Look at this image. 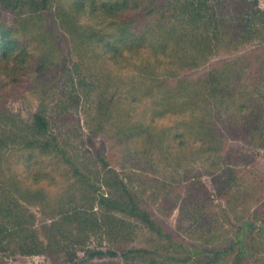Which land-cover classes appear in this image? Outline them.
<instances>
[{
    "label": "rangeland",
    "instance_id": "rangeland-1",
    "mask_svg": "<svg viewBox=\"0 0 264 264\" xmlns=\"http://www.w3.org/2000/svg\"><path fill=\"white\" fill-rule=\"evenodd\" d=\"M33 1L0 0V26L13 28L11 48L0 47V111L17 133L15 140L0 142V264H264V145L226 129L223 139L236 149L233 160L222 161L219 151L206 148L195 131L187 132L179 152L185 158L174 155L175 147L146 151L139 138L111 149L109 134L117 127L108 120L104 129L98 127L96 96L106 78L108 93L124 96L135 66L110 60L91 64L69 49L72 43L66 45L61 33L57 38L66 65L79 62L78 72L68 75L61 65H42L49 47L57 59L60 50L46 35V18L28 17L41 6ZM256 1L264 11V0ZM49 4L68 8L67 0ZM88 22L80 16V24ZM106 26L105 37L116 39L119 29ZM261 42L256 38L217 51L185 73L194 78L213 63L264 48ZM40 72L44 75L39 77ZM157 96L156 89L149 90L124 120L155 119L159 130L206 113L219 126L217 102L206 110L201 103H187L184 112L165 109L154 117ZM42 100L48 128L33 133L35 144L28 146L31 115ZM226 166L233 171H225ZM113 174L163 220V235L135 216L100 204V195H110ZM97 250L105 253L91 255Z\"/></svg>",
    "mask_w": 264,
    "mask_h": 264
},
{
    "label": "trees",
    "instance_id": "trees-1",
    "mask_svg": "<svg viewBox=\"0 0 264 264\" xmlns=\"http://www.w3.org/2000/svg\"><path fill=\"white\" fill-rule=\"evenodd\" d=\"M37 1L41 6L32 9L28 17L39 15L46 18V35L52 37V45L60 50L57 59L54 49L49 47L40 58L42 65H61L68 75L79 68V62H74L71 68L67 67L66 55L62 53L57 38L61 33L66 45L71 41L73 48L70 46L69 49L80 59L89 58L91 64L110 60L114 65L124 66L125 63V66H135L136 74L128 81L124 96L115 97L114 93H108L111 85L108 78L96 96L98 127L104 129V120L117 127L109 134L111 149L114 144L139 138L146 151L156 146L160 150L175 147L174 155L185 158L179 152L186 145L187 132L195 131V135L207 145L206 148L219 151L222 161L233 160L236 149L223 139L226 129L234 137L254 145H264L263 46L234 59L213 63L207 71L194 78L185 73L206 62L217 51L232 50L256 38L264 41V11L257 6L256 0H67L68 8L59 4L54 7L49 4L52 0L33 2ZM41 7H45V11H38ZM81 15L92 23L80 24ZM108 15L112 18L107 20ZM115 17L119 19L114 20ZM105 20L106 25L112 24L119 29L116 39L105 37ZM12 30L11 26H0L1 48H11ZM41 75L44 73L40 72L39 77ZM83 78H79L78 82L81 83ZM69 79L72 80V77ZM154 89L158 92V110L153 112L154 117L163 115L165 109L173 113L184 112L187 103H201L206 110L207 105L217 102L219 111L215 115L219 112V126L206 113L159 130L154 124L155 119L148 122L125 121L124 115L128 116L136 102ZM31 118V138H25L28 146L35 144L33 133L48 128L44 100ZM10 122L8 116L0 111V142L17 137L15 125ZM96 133L93 130L92 134ZM40 145L45 147L47 144ZM108 155L111 157V151ZM226 167L225 171H233ZM108 186L110 195H100L101 205L135 216L163 235L162 229L166 224L154 216L147 202L128 188L123 180L113 174ZM104 253L97 250L91 255ZM107 253L116 254L113 250Z\"/></svg>",
    "mask_w": 264,
    "mask_h": 264
}]
</instances>
